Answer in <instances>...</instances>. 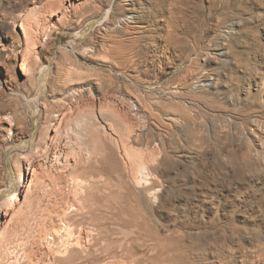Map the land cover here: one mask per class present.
<instances>
[{
	"label": "rangeland",
	"instance_id": "374dc122",
	"mask_svg": "<svg viewBox=\"0 0 264 264\" xmlns=\"http://www.w3.org/2000/svg\"><path fill=\"white\" fill-rule=\"evenodd\" d=\"M20 18L36 47L24 49ZM72 90L52 142L68 160L53 174L63 197L73 162L76 174L110 171L129 185L133 164L145 230L162 238L157 263L170 252L172 264H264V0H0V108L21 131L6 160L0 144V200L20 189L14 153L35 144ZM133 242L148 260L149 242Z\"/></svg>",
	"mask_w": 264,
	"mask_h": 264
},
{
	"label": "bare ground",
	"instance_id": "6f19581e",
	"mask_svg": "<svg viewBox=\"0 0 264 264\" xmlns=\"http://www.w3.org/2000/svg\"><path fill=\"white\" fill-rule=\"evenodd\" d=\"M132 15V12L128 11L123 19L130 21L133 19ZM106 18L107 27H113L120 20L113 13L112 15L111 13L107 14ZM19 20L21 33L24 37V49H30L31 46L39 44L40 38L38 39L39 36L34 35L36 32H34L27 19L20 18ZM37 26L39 25L37 24ZM38 32H40V29ZM44 39L43 37L42 40ZM119 49L122 51V46L115 45L112 48L115 54H119ZM29 60L25 54L16 57L21 74L27 80L33 75V66L31 67ZM6 86L11 89V82L7 81ZM73 93V90L68 91L63 101H60L62 100L61 97L59 98L58 110L55 115L53 114V117H55L54 122L52 125L45 124V131L40 132L35 144L28 149L26 148L24 152L16 151L13 155L16 182L20 189L19 191L13 190L8 196L0 200V264H159L157 263L159 261L157 240H159L160 234L156 240L155 236L157 234L154 236L152 235L153 232L147 231L149 232L147 233L145 224H149V221L142 219V214L138 212L142 197L140 193L143 190H137L141 183L136 175L139 169L137 166L133 164L130 167L128 166L130 171L127 175L132 183V185H129L130 183L126 182L127 179L124 181L121 174H119V178L117 177L118 181L114 180L109 175L110 171H105L104 177L100 173L98 180L97 178L94 179L93 174L88 175L89 177L81 176V173L76 174V172L78 173L76 171L77 165L73 167V162L71 166L72 173L70 176L68 175L67 182H64L65 187L68 186V192L71 196L63 197L62 182L57 181L58 177L55 176V179L53 174L57 173V171L55 173L54 171L57 170L58 163L61 164L63 161L68 160L66 151L56 149V147L53 148L52 142L60 138L58 134L59 125L62 123L67 111L75 105ZM3 108L4 106L0 108V144H2L3 158L6 160V152L9 146L19 139L17 134H21V131L18 132L16 129L18 120L15 114H11ZM66 142L65 146H67ZM124 146L122 145V147ZM127 154L129 155V153ZM137 155L139 156V154ZM70 163H68L69 169ZM97 169L100 171L99 168ZM4 170L5 166L2 165L1 174H4ZM88 187H92L90 191L96 189L98 192L97 196L94 195V199L88 197ZM153 188L151 186L143 189L146 194H149ZM72 213L79 215V219L71 216ZM109 223H113L118 231H112ZM114 233L115 235L118 233L120 236L114 238ZM161 239L160 243L162 242ZM171 239L173 238L171 237ZM142 240L149 242L148 249L151 257L147 258L148 260H146L147 255L144 257L143 254L137 253L133 244V246H130L133 241L139 242ZM183 243L181 244L182 247ZM165 246H162V248L167 247ZM170 248H166V250ZM178 248L180 249L178 246L174 251ZM182 249L186 251L185 247ZM166 250L164 251L166 252ZM141 253H144V251ZM168 253L170 254V252ZM166 256L161 253L160 258L162 260L163 257L166 258L163 262H174L173 259L175 258H169L171 259L169 260ZM180 258L183 259V256H180Z\"/></svg>",
	"mask_w": 264,
	"mask_h": 264
}]
</instances>
